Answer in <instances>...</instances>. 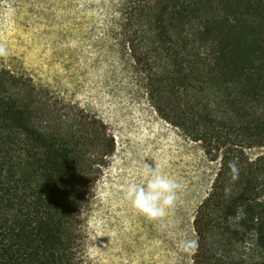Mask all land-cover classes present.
<instances>
[{"label": "trees", "instance_id": "1", "mask_svg": "<svg viewBox=\"0 0 264 264\" xmlns=\"http://www.w3.org/2000/svg\"><path fill=\"white\" fill-rule=\"evenodd\" d=\"M118 10L157 112L216 162L193 216V264H264V0H120ZM53 95L0 66V264H88L80 216L114 136ZM229 161L239 178L226 195Z\"/></svg>", "mask_w": 264, "mask_h": 264}, {"label": "rangeland", "instance_id": "2", "mask_svg": "<svg viewBox=\"0 0 264 264\" xmlns=\"http://www.w3.org/2000/svg\"><path fill=\"white\" fill-rule=\"evenodd\" d=\"M119 1L0 0V42L8 49L0 66L97 114L114 136L115 150L80 216L87 263L193 264L178 241L196 239L193 216L216 162L157 112L147 91L149 66L138 67L124 42ZM144 162L160 164L181 185L162 221H147L122 196L143 179Z\"/></svg>", "mask_w": 264, "mask_h": 264}, {"label": "clouds", "instance_id": "3", "mask_svg": "<svg viewBox=\"0 0 264 264\" xmlns=\"http://www.w3.org/2000/svg\"><path fill=\"white\" fill-rule=\"evenodd\" d=\"M8 55V49L0 42V58ZM230 183L225 187L226 195L231 194V183L239 178V167L236 161H229ZM181 185L166 175L162 166L154 163L151 166L144 162L143 179L139 182L129 183L123 189V199L138 215H142L149 222L164 220L171 209H174L178 200ZM96 237H94L95 239ZM180 252L192 256L198 249V241L189 238L186 234L178 241Z\"/></svg>", "mask_w": 264, "mask_h": 264}, {"label": "bare ground", "instance_id": "4", "mask_svg": "<svg viewBox=\"0 0 264 264\" xmlns=\"http://www.w3.org/2000/svg\"><path fill=\"white\" fill-rule=\"evenodd\" d=\"M138 216V215H137ZM139 217V216H138ZM140 218V217H139ZM144 221V220H143Z\"/></svg>", "mask_w": 264, "mask_h": 264}]
</instances>
